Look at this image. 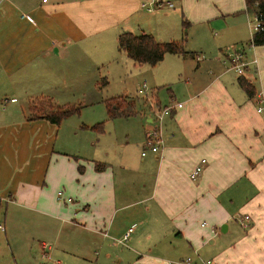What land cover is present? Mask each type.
<instances>
[{"label":"crops","instance_id":"crops-1","mask_svg":"<svg viewBox=\"0 0 264 264\" xmlns=\"http://www.w3.org/2000/svg\"><path fill=\"white\" fill-rule=\"evenodd\" d=\"M250 12L246 0H162L152 10L142 0H0V256L6 245L39 264H63L57 253L77 264H183L188 255L190 264H264V44L251 43ZM127 30L186 38L189 52L159 61H173L164 97L160 84L126 95L138 125L112 139L87 126L92 150L79 149L62 134L71 117L57 123L35 108L74 104L122 57L136 66L119 47ZM236 49L248 60L243 74L226 61ZM176 101L184 104L153 151L154 110ZM73 126L77 136L82 125ZM42 240L53 243L48 258Z\"/></svg>","mask_w":264,"mask_h":264},{"label":"rangeland","instance_id":"rangeland-1","mask_svg":"<svg viewBox=\"0 0 264 264\" xmlns=\"http://www.w3.org/2000/svg\"><path fill=\"white\" fill-rule=\"evenodd\" d=\"M250 13L251 24L255 25L257 23L256 13ZM167 57L168 56H166L162 62L154 65L150 63L141 64L135 61L137 63L135 64L136 66H133V64H125L124 58L122 57L121 64L117 66L116 70L113 69L111 72L104 73L105 75L102 76L103 78L101 79L103 80L102 84L101 82L98 84L94 81L92 84H84L81 93H79L82 95L77 97V99H75L76 102H74L75 105L80 107V111L66 117H71V120L66 122V126L62 127V134L68 131L67 136L68 139L71 140L73 146L76 144L79 149L84 150L86 147L92 150L90 141L95 132L85 127H91L96 131L104 130L103 137H109L110 139L116 136L117 133H120V131H126L127 128H134L135 125H138V119L129 118V116H110L106 100L118 95L139 94L141 97L143 94L156 88L157 84H160V88H163L161 90V96L164 97L163 95H166L165 87L167 86L164 87L161 84H164L169 77V72L167 70L168 66L173 65V61L168 62V60H166ZM144 82L148 84L146 92H138V88ZM83 83H85V81H83ZM75 123H81L82 125L80 127L81 133L79 132L77 136L72 131H69L73 129ZM98 123H102L101 129L98 130V128L92 127ZM121 135L124 136L125 134L121 133ZM76 138L77 141H74ZM134 150L136 153H139V150ZM3 248L5 252L0 256V264H39V259L33 258L30 254L24 255L23 258L16 259L8 246L4 245ZM53 258H61L63 264H77L74 258L70 259L64 257L61 253L53 255ZM50 264L53 263L50 262Z\"/></svg>","mask_w":264,"mask_h":264},{"label":"trees","instance_id":"trees-1","mask_svg":"<svg viewBox=\"0 0 264 264\" xmlns=\"http://www.w3.org/2000/svg\"><path fill=\"white\" fill-rule=\"evenodd\" d=\"M247 7L251 12L256 13L257 20L260 25L254 30L251 43L259 45L264 44V0H246ZM186 38L181 40H162L156 37L153 33L143 32L135 33L133 31H123L119 36V47L125 50L130 57L139 63L156 64L164 58L168 53L185 54L189 51L185 47ZM242 85L250 93L254 94L255 87L252 82L246 77L240 79ZM101 84L103 80L100 81ZM109 115L129 116L138 112L136 99L126 95L113 96L106 100ZM35 114L39 115L40 110H44L42 115L50 120L60 123L63 119L75 112L80 111V107L75 104H62L50 109L35 108ZM102 123L93 125L92 127L101 129ZM99 167L103 165L98 163Z\"/></svg>","mask_w":264,"mask_h":264},{"label":"built area","instance_id":"built-area-1","mask_svg":"<svg viewBox=\"0 0 264 264\" xmlns=\"http://www.w3.org/2000/svg\"><path fill=\"white\" fill-rule=\"evenodd\" d=\"M162 0H142V4L147 7L148 9H154ZM171 5H173L172 2H170ZM260 25V22L257 20V23L253 25L254 30ZM253 44V43H252ZM226 61H229V64L231 67L235 68L239 73L243 74L245 73L246 66L248 64V60L246 59V54L242 50H228L226 53ZM148 87V84L144 82L140 87L139 91L141 93L146 92V89ZM149 92L145 93L148 94ZM16 97L13 98L15 100ZM184 102L182 101H176L175 103H169L162 105L158 108H156L155 111V120L156 124L153 128L148 129L147 136H146V145L147 147L151 148L153 151L159 150L162 145L164 144L165 138L163 134V125L164 121L167 115L171 114L174 106L179 105L182 106ZM257 110L260 113L264 114V95L259 99ZM147 150L144 149L143 153L146 154ZM207 161V158H203L202 162L198 163L195 168L190 172V176L194 179H197L201 173V171L204 168V163ZM58 196L60 199H67L72 200L73 198L71 196L65 197V193L63 189L58 191ZM250 218L249 214H246L242 219V223L245 225H248V219ZM1 227L4 228L5 226L1 224ZM129 232L126 234V237L128 236ZM41 247H42V256L45 258H48L51 256V249L53 247V243L49 240H42L41 241ZM181 262L183 264H190L192 262V257L188 255L186 258L182 259ZM204 264H216V261L214 259H207L204 261Z\"/></svg>","mask_w":264,"mask_h":264}]
</instances>
